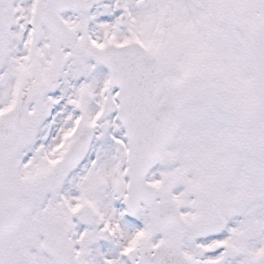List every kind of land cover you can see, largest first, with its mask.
<instances>
[{"label":"snow or ice","instance_id":"6c2138e0","mask_svg":"<svg viewBox=\"0 0 264 264\" xmlns=\"http://www.w3.org/2000/svg\"><path fill=\"white\" fill-rule=\"evenodd\" d=\"M0 264H264V0H0Z\"/></svg>","mask_w":264,"mask_h":264}]
</instances>
